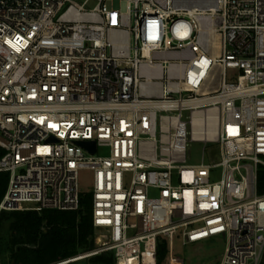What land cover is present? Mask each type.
<instances>
[{
    "label": "built area",
    "instance_id": "2783aa9c",
    "mask_svg": "<svg viewBox=\"0 0 264 264\" xmlns=\"http://www.w3.org/2000/svg\"><path fill=\"white\" fill-rule=\"evenodd\" d=\"M82 169L106 234L58 264H158L174 237L262 264L264 0H0V211L79 210Z\"/></svg>",
    "mask_w": 264,
    "mask_h": 264
},
{
    "label": "trees",
    "instance_id": "16d2710c",
    "mask_svg": "<svg viewBox=\"0 0 264 264\" xmlns=\"http://www.w3.org/2000/svg\"><path fill=\"white\" fill-rule=\"evenodd\" d=\"M9 185V173H0V204ZM258 190L264 194V169H260ZM92 199L82 195L76 211H0V264H55L96 248ZM169 253L165 238L158 241V264ZM93 264H115L112 252L93 255ZM264 264V261L262 262Z\"/></svg>",
    "mask_w": 264,
    "mask_h": 264
},
{
    "label": "rangeland",
    "instance_id": "374dc122",
    "mask_svg": "<svg viewBox=\"0 0 264 264\" xmlns=\"http://www.w3.org/2000/svg\"><path fill=\"white\" fill-rule=\"evenodd\" d=\"M82 1V0H80ZM116 8H121L126 11V3L115 1ZM229 81H235L236 72L229 70ZM234 74V76H233ZM189 115V111L185 112V116ZM204 143L199 141H192L189 149L190 164H199L202 161V152ZM93 179L94 173L90 170L82 169L79 171V183L82 190V195L93 196ZM154 195L157 193L154 192ZM27 211V210H21ZM105 232L95 230V241L105 236ZM169 253L165 264H221L225 249V241L222 238L210 239L198 243L185 244L181 238L174 237L172 239L165 238ZM84 253L80 254L83 255ZM60 263V262H59ZM58 264V263H55ZM71 264H93L89 260H83Z\"/></svg>",
    "mask_w": 264,
    "mask_h": 264
},
{
    "label": "bare ground",
    "instance_id": "6f19581e",
    "mask_svg": "<svg viewBox=\"0 0 264 264\" xmlns=\"http://www.w3.org/2000/svg\"><path fill=\"white\" fill-rule=\"evenodd\" d=\"M201 121H202L201 117L195 116V118H194V125H195L194 132H195V136H197V133H198L197 126L201 124Z\"/></svg>",
    "mask_w": 264,
    "mask_h": 264
},
{
    "label": "water",
    "instance_id": "95a60500",
    "mask_svg": "<svg viewBox=\"0 0 264 264\" xmlns=\"http://www.w3.org/2000/svg\"><path fill=\"white\" fill-rule=\"evenodd\" d=\"M80 144L91 150L92 153L95 152V145L93 142H81Z\"/></svg>",
    "mask_w": 264,
    "mask_h": 264
}]
</instances>
